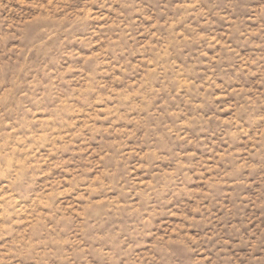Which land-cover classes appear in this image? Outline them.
Instances as JSON below:
<instances>
[{"label":"rangeland","instance_id":"rangeland-1","mask_svg":"<svg viewBox=\"0 0 264 264\" xmlns=\"http://www.w3.org/2000/svg\"><path fill=\"white\" fill-rule=\"evenodd\" d=\"M0 264H264V0H0Z\"/></svg>","mask_w":264,"mask_h":264}]
</instances>
